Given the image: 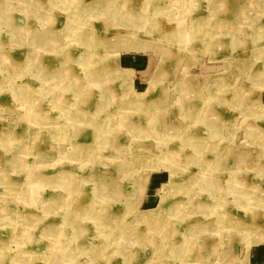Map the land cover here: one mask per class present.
Returning <instances> with one entry per match:
<instances>
[{
	"label": "rangeland",
	"instance_id": "1",
	"mask_svg": "<svg viewBox=\"0 0 264 264\" xmlns=\"http://www.w3.org/2000/svg\"><path fill=\"white\" fill-rule=\"evenodd\" d=\"M3 1L0 264H264V0Z\"/></svg>",
	"mask_w": 264,
	"mask_h": 264
},
{
	"label": "bare ground",
	"instance_id": "2",
	"mask_svg": "<svg viewBox=\"0 0 264 264\" xmlns=\"http://www.w3.org/2000/svg\"><path fill=\"white\" fill-rule=\"evenodd\" d=\"M8 1V0H7ZM4 2L5 1H3L2 2V4H0L1 5V7L2 6H4ZM126 4V3H125ZM1 9V8H0ZM4 9V8H3ZM143 11L145 10L146 11V8L144 7L143 9H142ZM147 10H149V9H147ZM142 11V12H143ZM147 13H148V15L147 16H143L144 17V19L146 18V20L147 21H149V19H150V17H151V13H150V10L149 11H147ZM126 14V13H125ZM46 15H47V13H46ZM145 15V14H144ZM48 16V15H47ZM126 18H129V19H127V20H131L130 21V23H132V19H131V17H130V15L129 14H127L126 16H125ZM140 18V17H139ZM48 19V18H47ZM69 21V20H68ZM45 25H46V29H45V33L46 34H48V35H50L51 37H53V34H52V29H49L48 30V27H49V25L47 26V24H46V22H45ZM58 25V24H57ZM71 25H72V20H71ZM59 26V25H58ZM60 27V26H59ZM11 29L13 28V27H10ZM52 28V27H51ZM53 28H55V27H53ZM62 29H64V27L62 28ZM13 31H14V28H13V30H10V34H12L13 33ZM31 33V32H30ZM28 34V33H27ZM25 37V36H24ZM166 37V36H165ZM54 39V38H53ZM119 41H125L123 38H120V40ZM50 42H52V41H50ZM133 44H131V48H138V47H140L142 44H139L140 42H138V41H136V39L132 42ZM118 45L121 47L122 46V43L121 42H119L118 43ZM66 64V58H65V56H62V57H59V58H57V61H56V65H57V67L60 69V70H62V68H65V65ZM66 70H68V68L66 69ZM65 72H67V71H65ZM73 74V73H72ZM74 75V74H73ZM71 78H73V76H70ZM152 218V217H151Z\"/></svg>",
	"mask_w": 264,
	"mask_h": 264
},
{
	"label": "crops",
	"instance_id": "3",
	"mask_svg": "<svg viewBox=\"0 0 264 264\" xmlns=\"http://www.w3.org/2000/svg\"><path fill=\"white\" fill-rule=\"evenodd\" d=\"M152 188H154V187L152 186ZM152 196H155V195L153 194ZM149 198H150V196H147V197L145 198V202H146V204L149 203V202L151 203V201H150ZM146 199H147L149 202H147Z\"/></svg>",
	"mask_w": 264,
	"mask_h": 264
}]
</instances>
